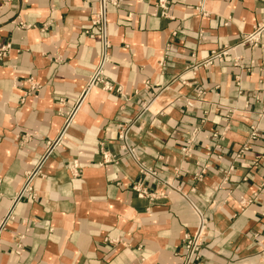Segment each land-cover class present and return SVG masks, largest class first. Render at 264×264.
Masks as SVG:
<instances>
[{"label": "crops", "instance_id": "obj_1", "mask_svg": "<svg viewBox=\"0 0 264 264\" xmlns=\"http://www.w3.org/2000/svg\"><path fill=\"white\" fill-rule=\"evenodd\" d=\"M199 1L0 0V264H182L195 208L192 264H264V0Z\"/></svg>", "mask_w": 264, "mask_h": 264}, {"label": "built area", "instance_id": "obj_2", "mask_svg": "<svg viewBox=\"0 0 264 264\" xmlns=\"http://www.w3.org/2000/svg\"><path fill=\"white\" fill-rule=\"evenodd\" d=\"M104 1V0H103ZM107 1V0H106ZM209 1V0H200L199 3L197 4V6L195 7V11H197L198 14H201L203 16L206 15V9H205V3ZM113 3V2H112ZM168 4H169V0H157V7L160 9V14L162 16L166 15V11L168 9ZM92 25L95 27H98L99 29H101V26L104 25V16L102 12H98L94 15V18L92 20ZM20 27H23V24L19 23ZM263 30V28L258 27L256 28L251 34L243 37L241 44H250L252 46H257L260 43V34L261 31ZM105 45V44H103ZM10 49L9 45H4L1 46L0 45V59L6 57V55L8 54ZM231 49H223L221 51L218 52H211V55L209 58L198 62L196 64H193L191 66V69L193 71H195L197 68H199V66L201 67H208L210 65H212L213 60H222L225 56H227V54L229 53ZM95 82H100L103 84V89L107 90V91H112L113 87L111 85V83L107 82V81H103L102 79V72H101V67H99L96 72L94 73V75L91 77L87 89H85V91L82 93L81 98L79 99V101L82 100L83 96H85L88 88H90ZM37 87L36 84H32L30 87V90H33ZM147 108L143 109L142 112L146 111ZM73 111H71V113H69V115L67 116V120H66V125H68V123L70 122L71 118H72V113ZM140 116V115H138ZM138 116L136 118H138ZM134 121L122 125L120 126L119 129V133H118V142L120 144V148L122 151H124L130 159H132L137 165H140V161L137 157V153L135 151V149L131 146L130 141H129V132L131 131V129L134 127ZM258 130L257 129H252L251 133H250V139L251 140H256L258 135ZM62 134L55 139L54 141H52L51 143H48L47 146V155L50 154V152L53 150V148H55L61 138ZM24 138L26 140H29V136L28 135H24ZM104 158V162H110L109 157L107 155H103ZM77 165L73 164L72 169H76ZM204 169H202L201 172H203ZM76 174V173H75ZM34 173L30 174L27 176V182L24 185L21 194L24 192H27L28 190H30L29 187V182L32 179ZM264 183V181L262 182ZM135 189V191H137V195L139 197H145L146 195L150 196L149 194H147L146 191H144L143 189H137V187H133ZM260 188H264V184H261ZM197 213L199 214V223L198 226L195 230V232L192 235H185L184 236V240H183V253L181 255V259H182V264H192L196 261L199 260L200 257V252H201V248H202V244H203V239H204V231L207 228V223L205 222L204 219H202L199 210L197 208H195Z\"/></svg>", "mask_w": 264, "mask_h": 264}]
</instances>
